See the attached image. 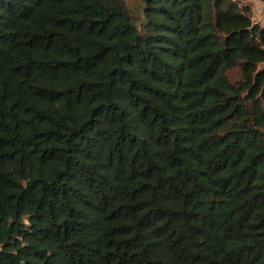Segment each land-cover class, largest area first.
Listing matches in <instances>:
<instances>
[{
	"label": "trees",
	"instance_id": "obj_1",
	"mask_svg": "<svg viewBox=\"0 0 264 264\" xmlns=\"http://www.w3.org/2000/svg\"><path fill=\"white\" fill-rule=\"evenodd\" d=\"M141 2L0 0V264H264V27Z\"/></svg>",
	"mask_w": 264,
	"mask_h": 264
},
{
	"label": "rangeland",
	"instance_id": "obj_2",
	"mask_svg": "<svg viewBox=\"0 0 264 264\" xmlns=\"http://www.w3.org/2000/svg\"><path fill=\"white\" fill-rule=\"evenodd\" d=\"M127 8L132 14L133 18L140 22L142 20V7L141 0H124ZM241 8H248L251 12L252 21L261 27H264V1L260 0H234ZM259 68L264 69V64Z\"/></svg>",
	"mask_w": 264,
	"mask_h": 264
}]
</instances>
